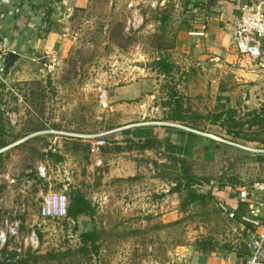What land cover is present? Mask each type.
I'll return each instance as SVG.
<instances>
[{
	"label": "rangeland",
	"instance_id": "374dc122",
	"mask_svg": "<svg viewBox=\"0 0 264 264\" xmlns=\"http://www.w3.org/2000/svg\"><path fill=\"white\" fill-rule=\"evenodd\" d=\"M43 1L50 29L66 28L56 33L66 34L68 48L39 53L37 61L27 54L6 77L0 71V139L7 143L0 148V224L22 223L8 248L21 249L20 259L0 264H192L204 249H246L243 216L251 212L242 205L227 215L221 195L229 186L236 200L238 187L264 180V106L223 115L217 87L193 65L188 32L209 0ZM131 83L132 98L119 108L117 87ZM103 88L108 108L99 104ZM165 123L196 129L208 144L183 163L166 145L145 151L126 132ZM102 131L113 132L96 166L84 135ZM189 176L211 190L183 205ZM72 191L89 201V214L39 216L45 194L66 193L70 207ZM84 222L96 233L91 252L82 249ZM32 230L37 249L25 244Z\"/></svg>",
	"mask_w": 264,
	"mask_h": 264
},
{
	"label": "crops",
	"instance_id": "0c3cea01",
	"mask_svg": "<svg viewBox=\"0 0 264 264\" xmlns=\"http://www.w3.org/2000/svg\"><path fill=\"white\" fill-rule=\"evenodd\" d=\"M243 1L245 0H209L196 14L188 32L191 36L189 55L195 61L192 63L202 69L205 82L217 87L221 113L229 109L260 112V108L264 106V54L253 61L239 55L233 46L234 23L239 17ZM45 8L43 0H0V51L3 55L15 50L21 57L25 58L30 54V59L37 61L39 53L46 52L52 56L59 52L58 49L62 52L67 50L68 40L64 38L66 34L57 36V33L66 28L59 31L50 29L48 19L51 16L46 13ZM51 13L55 14V11ZM57 18L60 20L61 14ZM133 84L117 87L114 96L116 106L121 108L127 100H131L127 88ZM144 93L145 88L140 95H133V98H139ZM126 132H131V137L136 138L145 151L153 150V144L161 143L181 159L195 158L197 152H200L201 143L208 144V141L197 136L200 131L190 127H155L146 124ZM262 196L259 195V198H263ZM251 235L248 232V236ZM246 249H204L202 253L195 254L192 264H243L248 253Z\"/></svg>",
	"mask_w": 264,
	"mask_h": 264
},
{
	"label": "built area",
	"instance_id": "2783aa9c",
	"mask_svg": "<svg viewBox=\"0 0 264 264\" xmlns=\"http://www.w3.org/2000/svg\"><path fill=\"white\" fill-rule=\"evenodd\" d=\"M133 6V3H130ZM240 14L234 23L233 46L239 55L246 56L253 61H257L264 54V1L245 0L239 8ZM135 16L133 24H135ZM131 23L132 20L130 19ZM3 54L0 51V61ZM99 104L102 108H108L110 105L109 95L106 88L101 89L99 95ZM169 126L187 128L177 123H165ZM113 131H102L99 133L85 134L89 138L90 154L95 156V165L101 166L103 163L100 156L108 142L106 136ZM41 174H46V167H38ZM236 200L242 205L248 206L251 216H243V220L256 226V230L246 241L248 253L243 264H264V180L255 181L249 186H241L235 190ZM263 195V198H259ZM223 211L234 217L235 212L239 211L225 202L220 203ZM69 213V200L64 192L47 193L43 196L42 205L38 211L39 216L43 218H65ZM21 221L19 219L10 220L5 218L0 224V260L7 262H16L20 259L19 252L16 249L15 254L8 252L12 240L18 239L21 235ZM25 244L33 249L40 246V239L35 230L29 232L25 237Z\"/></svg>",
	"mask_w": 264,
	"mask_h": 264
},
{
	"label": "trees",
	"instance_id": "16d2710c",
	"mask_svg": "<svg viewBox=\"0 0 264 264\" xmlns=\"http://www.w3.org/2000/svg\"><path fill=\"white\" fill-rule=\"evenodd\" d=\"M3 86H4V83L0 81V87H3ZM230 110L231 109H229V111ZM222 114L224 115L223 112ZM220 116L221 114L218 115V117ZM6 144L7 143L4 139H0V148L4 147ZM52 156H55L57 161H62L64 159L63 155L52 154ZM181 160L183 161V163L185 162V159H181ZM184 188L188 190V198L185 200L183 205H185L186 203L188 204L190 202L197 201L198 199H204L207 197V194L197 191V182L194 181L193 176H189L187 178V181L184 184ZM231 189L232 187L226 186V188L222 190L224 195H221V197L225 202L232 204L233 206H235L237 210H240L242 208V204L238 203V201L234 200V197L231 196V193H230ZM71 197H72V202L69 207V217L73 219H77L78 216L80 215L89 214L92 208L90 206L89 201L84 196L78 193V191H72ZM244 224H245L244 227H245V231L247 232V235H248V232H250V230L254 231L255 229L254 225L249 224L247 222H244ZM80 236L83 242L82 249L85 252H91L93 248L95 250L98 248V246L95 243L96 233H95L94 228H88L87 231H81ZM89 245H91L92 248L89 247Z\"/></svg>",
	"mask_w": 264,
	"mask_h": 264
},
{
	"label": "water",
	"instance_id": "95a60500",
	"mask_svg": "<svg viewBox=\"0 0 264 264\" xmlns=\"http://www.w3.org/2000/svg\"><path fill=\"white\" fill-rule=\"evenodd\" d=\"M20 58H21V55L15 50L8 51L3 55V58L1 60V73L3 77H6L10 73L11 69L14 68L15 64L18 62ZM137 65L140 68L145 67V63L143 61L137 63ZM210 190H211V187L207 184L197 187L198 192L205 193V194H209ZM88 228H92V227L88 224V222H84L83 231H87Z\"/></svg>",
	"mask_w": 264,
	"mask_h": 264
}]
</instances>
